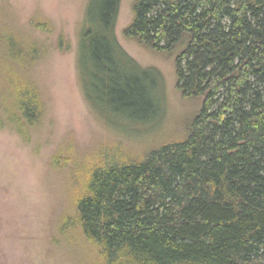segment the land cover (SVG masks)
<instances>
[{"label":"trees","instance_id":"obj_1","mask_svg":"<svg viewBox=\"0 0 264 264\" xmlns=\"http://www.w3.org/2000/svg\"><path fill=\"white\" fill-rule=\"evenodd\" d=\"M120 3L89 0L78 67L91 102L151 122L161 76L119 43ZM133 12L126 36L158 52L181 46L176 86L201 108L184 138L92 165L75 224L104 264H264V0H134ZM4 53L1 96L20 127L43 105L15 72L25 54L12 40Z\"/></svg>","mask_w":264,"mask_h":264},{"label":"rangeland","instance_id":"obj_2","mask_svg":"<svg viewBox=\"0 0 264 264\" xmlns=\"http://www.w3.org/2000/svg\"><path fill=\"white\" fill-rule=\"evenodd\" d=\"M88 2L0 0V53L10 40L19 46L26 60L14 63L15 72L43 105L38 120L18 127L0 75V264H104L99 245L75 224L83 174L184 138L201 108V97H184L176 86L181 46L158 52L126 36L134 0H121L116 36L140 65L159 72V116L131 122L91 102L78 67Z\"/></svg>","mask_w":264,"mask_h":264}]
</instances>
